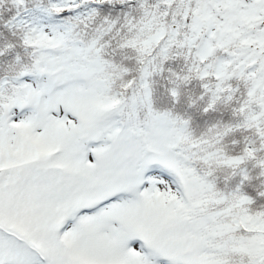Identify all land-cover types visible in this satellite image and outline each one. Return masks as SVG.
Returning a JSON list of instances; mask_svg holds the SVG:
<instances>
[{"label":"snow or ice","instance_id":"6c2138e0","mask_svg":"<svg viewBox=\"0 0 264 264\" xmlns=\"http://www.w3.org/2000/svg\"><path fill=\"white\" fill-rule=\"evenodd\" d=\"M0 264H264V0H0Z\"/></svg>","mask_w":264,"mask_h":264}]
</instances>
